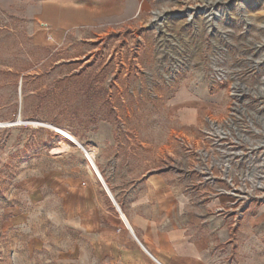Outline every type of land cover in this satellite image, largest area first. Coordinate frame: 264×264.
I'll return each mask as SVG.
<instances>
[{"label": "rangeland", "instance_id": "374dc122", "mask_svg": "<svg viewBox=\"0 0 264 264\" xmlns=\"http://www.w3.org/2000/svg\"><path fill=\"white\" fill-rule=\"evenodd\" d=\"M229 117L239 140L219 145L264 174V0H0V264H122L134 243L84 150L50 125L113 192L191 170L221 148L207 118Z\"/></svg>", "mask_w": 264, "mask_h": 264}, {"label": "crops", "instance_id": "0c3cea01", "mask_svg": "<svg viewBox=\"0 0 264 264\" xmlns=\"http://www.w3.org/2000/svg\"><path fill=\"white\" fill-rule=\"evenodd\" d=\"M149 171L114 182L134 232V243H121L122 264H264V204H250L235 222L227 197H207L170 172Z\"/></svg>", "mask_w": 264, "mask_h": 264}, {"label": "built area", "instance_id": "2783aa9c", "mask_svg": "<svg viewBox=\"0 0 264 264\" xmlns=\"http://www.w3.org/2000/svg\"><path fill=\"white\" fill-rule=\"evenodd\" d=\"M207 120L209 123V128L205 129L207 138L221 148L219 151L217 148L211 151L200 148L198 151L199 164L194 165L191 170L182 167L180 169L182 172L174 175L182 180L190 191L199 187L207 191V197H228L227 205L235 208L234 220L238 222L242 219L252 199L258 198L260 202L263 201L264 174L250 172L249 166L247 169L243 168L241 162L244 160L241 156L245 153L237 150L238 145H226V148H223L224 145H219V143L224 144L227 139H233L236 142L239 140L234 135L236 132L231 125L230 117L223 123L211 118ZM178 140L182 145H192L187 144L183 137H178ZM240 167L241 170L237 171L236 169ZM218 210L221 212L223 208Z\"/></svg>", "mask_w": 264, "mask_h": 264}, {"label": "bare ground", "instance_id": "6f19581e", "mask_svg": "<svg viewBox=\"0 0 264 264\" xmlns=\"http://www.w3.org/2000/svg\"><path fill=\"white\" fill-rule=\"evenodd\" d=\"M20 122V121H19ZM52 128H54L57 132H59L63 137H64V143H63V148H68L70 146V142L76 144L77 146L81 147L84 152L86 153L89 162H90V168H91V172L94 175V177L99 180L104 187L106 188L107 192L110 194V196L112 197L113 201L115 202V204L118 206L117 201L115 200L110 188L108 187L105 179L103 178L96 162H95V158H94V153L89 151L80 140H78L77 138H75L72 134H70L69 132H67L66 130L50 125ZM122 214V218L123 221L126 223V225L128 226V228L133 232V229L127 219V217L125 216V214Z\"/></svg>", "mask_w": 264, "mask_h": 264}, {"label": "water", "instance_id": "95a60500", "mask_svg": "<svg viewBox=\"0 0 264 264\" xmlns=\"http://www.w3.org/2000/svg\"><path fill=\"white\" fill-rule=\"evenodd\" d=\"M117 208H118L119 210H121L120 207H117Z\"/></svg>", "mask_w": 264, "mask_h": 264}]
</instances>
